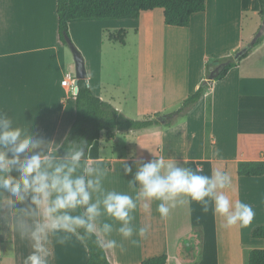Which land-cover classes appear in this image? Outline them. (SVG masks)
Wrapping results in <instances>:
<instances>
[{
	"label": "crops",
	"instance_id": "crops-1",
	"mask_svg": "<svg viewBox=\"0 0 264 264\" xmlns=\"http://www.w3.org/2000/svg\"><path fill=\"white\" fill-rule=\"evenodd\" d=\"M256 7V0H206L204 12L192 15L188 28L165 26L163 10L154 9L142 12L138 20L70 23L68 34L84 60L86 83L96 97L126 118L168 115L206 82L215 68L204 66L208 56L225 50L234 53L250 42L261 25ZM244 17L258 22L246 37ZM120 30L125 32L124 45L108 39ZM130 34L134 66H107L106 53L115 46L126 49ZM196 50L202 53L201 66H191ZM68 51L58 35L56 0H0V109L21 124H29L30 131L56 142L63 140L75 118V96L62 85L74 73ZM233 62L226 76L208 84L201 100L177 124L116 132L110 140L102 132L89 147L88 156L108 170L105 187L134 195L127 183L131 174L125 175L122 167L123 162L131 165L134 160L175 157L206 175L215 168L225 171L228 164L236 171L239 161L264 160V35L246 58ZM217 149L222 159L216 157ZM232 188L227 194L232 200L240 199L242 186ZM263 195L260 202L248 203H257L260 225H264ZM158 203L152 202L150 215L140 208L134 213V224L151 225L146 238L137 237L139 246L113 233L124 250H106L110 264H140L160 255L167 257L166 264H247L248 253L260 249L255 247L260 241L250 236L241 239L239 246L223 243L215 214L211 221L215 234L207 238L206 219L194 202L177 203L166 218L156 211ZM255 226L239 225V230L250 235ZM198 228L203 231L200 254L196 236H191ZM2 231L0 264H23L29 243L7 225ZM86 259V247L75 242L56 246L52 264H85Z\"/></svg>",
	"mask_w": 264,
	"mask_h": 264
},
{
	"label": "clouds",
	"instance_id": "clouds-1",
	"mask_svg": "<svg viewBox=\"0 0 264 264\" xmlns=\"http://www.w3.org/2000/svg\"><path fill=\"white\" fill-rule=\"evenodd\" d=\"M68 136L60 142L48 140L0 109V235L7 225L29 243L23 264H52L56 246L75 242L123 251L113 233L139 246L151 225L134 224V213L140 208L150 215L153 201H159L161 218L177 203L193 202L205 213L211 208L227 227H246L255 217L250 204L227 194L233 190L228 172L215 168L206 175L175 157L123 162L134 195L108 189V170L89 159L87 141ZM215 155L222 159L219 149Z\"/></svg>",
	"mask_w": 264,
	"mask_h": 264
},
{
	"label": "trees",
	"instance_id": "trees-1",
	"mask_svg": "<svg viewBox=\"0 0 264 264\" xmlns=\"http://www.w3.org/2000/svg\"><path fill=\"white\" fill-rule=\"evenodd\" d=\"M206 0H56V16L59 39L65 45L63 34H68V25L76 22L138 20L140 14L154 9L163 10L164 25L188 28L190 18L205 10ZM257 11L261 22L264 20V0H257ZM108 39L124 45L123 30L111 33ZM263 36L257 40L259 45ZM251 48V49H252ZM250 49V50H251ZM248 50L238 61L247 57ZM234 62H227L212 82L223 79ZM211 82V83H212ZM85 81H78V92L74 97L75 118L68 131V138H83L89 144L100 138L102 132L106 139L113 138L114 133H130L163 125L171 127L177 117H186L205 94L208 84L203 83L196 91L182 101L180 106L168 114L169 119L162 124L163 115H147L140 119H130L119 113L113 106L96 97ZM171 116H175L171 118ZM62 154V150H61ZM236 175L244 179H261L264 177V160L239 161ZM252 240L264 242V225H257L250 231ZM85 264H110L105 251L88 243ZM167 257L160 255L142 261L140 264H166ZM247 264H264V249H253L248 253Z\"/></svg>",
	"mask_w": 264,
	"mask_h": 264
},
{
	"label": "rangeland",
	"instance_id": "rangeland-1",
	"mask_svg": "<svg viewBox=\"0 0 264 264\" xmlns=\"http://www.w3.org/2000/svg\"><path fill=\"white\" fill-rule=\"evenodd\" d=\"M256 5H257V0H256ZM248 18H249V16H248ZM248 18H245V17L243 18V20H245L242 23L243 37H246L250 30H252L254 28L256 29V25L258 23L255 18H254L255 20L253 22L248 21ZM132 35L130 34L129 36H127V47H126V49H122V48H120L118 46H115L114 47L115 48L114 51H110V53L109 52L106 53L107 57L105 58V60L107 61V66L113 65L114 63H116L118 66H129V67L132 66V64H133L132 59H134V53H133V50H134L133 49V41L134 40H133V36ZM103 37H104L103 38V42H104V44H106L105 43V36H103ZM130 39H132V41ZM225 44H226V46L230 45V43L228 44V42H225ZM67 50H68V48H67ZM68 52H69V58H70L71 62H73V59L71 57L72 55H71L70 51H68ZM236 52L232 53L231 51H226L225 50L224 53L217 54V55H214V56H208L207 57V62L204 64V66H214L217 63L226 64L227 62H233L234 61L233 59H234V56H235ZM132 54H133V56H132ZM201 54L202 53H200V51H197V50L195 52H193V54L191 56V61H192V65L191 66H201ZM112 57H114V58H112ZM133 66H134V64H133ZM73 76H74V73H73ZM127 81L128 80H126V82ZM183 119H184V117H181V116L177 117L175 122H174V125L177 124L178 122H180ZM151 128H153V127H151ZM225 171L228 172L229 175L231 176L232 182H233L232 186L234 188L237 185L239 186V188H240V186H242L243 190L241 192H239L240 195L238 194V196H240V200L241 201L251 204V201L258 203V202H260L262 200V199H260V196H261V193L264 194V178H261V179L239 178V177H237L236 171H235V167L232 164H228ZM237 191L238 190L236 189V192ZM229 192H231V190H229ZM247 194H251V195L249 197H247ZM254 197H256V199H253ZM257 197H259V198H257ZM257 203H255V204L252 203V205H251L254 210L257 208V206H256ZM194 206H197L199 209H201V206L199 204L195 203V202H194ZM262 207L264 209V203H263ZM203 215H204V218L206 219L205 226L208 229V231L207 230L205 231V234H206L207 238H212V236L214 237L215 232L213 231V226H212V223H211L212 215H213V213L211 211V208H210V210L207 213L203 212ZM261 219L262 218L259 215V213L255 212V217H254L253 221L251 222V224H249L246 227L248 228L251 225H256L257 226V225L262 224L261 223ZM218 221H219V238H220V240H222L223 243L228 242L229 245L231 244V245H234V246H239V241H241V239L245 240L246 238L247 239L249 238V231H247L245 229L240 231L239 230L240 229L239 228V224L231 226V227H227V226H225L224 219L222 217H220V216H218ZM202 233H203L202 229L198 228V231L196 230V231H194V233L192 232V234H191L192 237L196 236L194 238V241L196 243L195 244L196 245V250H198L199 254H200V250H201V242H202V239H203L202 238L203 237ZM255 245H257V246H255L257 248H260V249L264 248V243L261 242V241L255 243ZM184 254L190 255L191 251H189V250L185 251L184 250Z\"/></svg>",
	"mask_w": 264,
	"mask_h": 264
},
{
	"label": "water",
	"instance_id": "water-1",
	"mask_svg": "<svg viewBox=\"0 0 264 264\" xmlns=\"http://www.w3.org/2000/svg\"><path fill=\"white\" fill-rule=\"evenodd\" d=\"M264 35V20L261 22V25L256 32V34L253 36L252 40L242 49L238 50L234 56V61L239 60L248 50H250L254 44L257 42L259 38H261ZM63 39L65 42V45L67 46L68 50L70 51L74 63V76H73V86H74V93L75 96L78 92V81H85L87 82V76L86 71L84 68V60L80 54V52L76 49L74 44L72 43L70 37L66 34H63ZM225 64L217 63L215 64V68L212 69L209 72L208 77L206 78V84H210L216 75L219 73V71L224 67ZM175 116H171V118H174ZM170 117L168 115H163L162 118H160V122L163 124L165 120L169 119Z\"/></svg>",
	"mask_w": 264,
	"mask_h": 264
},
{
	"label": "built area",
	"instance_id": "built-area-1",
	"mask_svg": "<svg viewBox=\"0 0 264 264\" xmlns=\"http://www.w3.org/2000/svg\"><path fill=\"white\" fill-rule=\"evenodd\" d=\"M62 85L69 87L70 88L71 95L75 96L74 86H73V78H69V80L63 81L62 82Z\"/></svg>",
	"mask_w": 264,
	"mask_h": 264
}]
</instances>
